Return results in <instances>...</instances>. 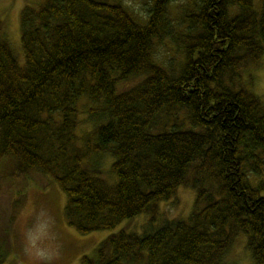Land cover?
<instances>
[{
	"label": "trees",
	"instance_id": "16d2710c",
	"mask_svg": "<svg viewBox=\"0 0 264 264\" xmlns=\"http://www.w3.org/2000/svg\"><path fill=\"white\" fill-rule=\"evenodd\" d=\"M174 1L152 0L144 24L107 0L26 5L23 65L0 15V160L19 177L51 173L82 234L149 213L142 233L109 234L88 264H225L240 233L264 264V100L226 81L260 64L264 0L259 9L255 0H189L182 57L168 70L153 51L173 33ZM176 109L186 117L175 120ZM81 124L91 125L97 157L113 156L112 181L88 159L89 145L77 146ZM187 183L189 216L152 226L159 203Z\"/></svg>",
	"mask_w": 264,
	"mask_h": 264
},
{
	"label": "rangeland",
	"instance_id": "374dc122",
	"mask_svg": "<svg viewBox=\"0 0 264 264\" xmlns=\"http://www.w3.org/2000/svg\"><path fill=\"white\" fill-rule=\"evenodd\" d=\"M38 1L0 0V15L5 23V35L21 65L25 62L21 41V13L26 5L35 6ZM107 1L121 4L142 24L146 22L152 6V0ZM254 3L259 9L261 0H255ZM187 9H193L189 0L172 2L167 17L172 23L173 33L155 39L154 58L168 70H176L182 57L181 33L187 32L188 29L185 16ZM229 76L230 73L227 74L226 81L236 89L243 86L264 100V55L260 64L245 67L235 78L229 79ZM171 115L178 121L186 117V112L184 109H176ZM80 117H86L85 113H81ZM89 129L90 124H81L76 129L78 147L89 145ZM88 147V159H98L103 171L101 175L112 181L115 177L111 171L113 156L106 153L97 157L91 144ZM19 176L10 161L0 160V264H36L25 253V236L29 230H34L41 224L49 225L48 243L54 251H60L59 259L52 264H88L84 262V257H93L96 247L109 234L123 227L142 233L151 218L149 213L143 212L132 219L123 220L115 229L82 234L69 224L65 215L66 193L51 173L33 170L30 174ZM195 198L196 193L189 183L181 185L175 196L159 203L152 226L161 224L165 219L187 218ZM225 264H254L243 233L238 235L226 255Z\"/></svg>",
	"mask_w": 264,
	"mask_h": 264
},
{
	"label": "clouds",
	"instance_id": "9594fccd",
	"mask_svg": "<svg viewBox=\"0 0 264 264\" xmlns=\"http://www.w3.org/2000/svg\"><path fill=\"white\" fill-rule=\"evenodd\" d=\"M48 229L49 225L41 224L26 233L25 253L36 264H52L60 257V251H54L48 243Z\"/></svg>",
	"mask_w": 264,
	"mask_h": 264
}]
</instances>
